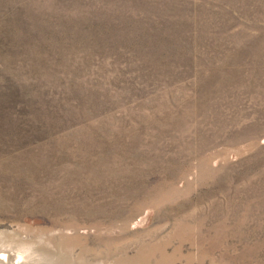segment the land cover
Returning a JSON list of instances; mask_svg holds the SVG:
<instances>
[{
	"label": "rangeland",
	"instance_id": "rangeland-1",
	"mask_svg": "<svg viewBox=\"0 0 264 264\" xmlns=\"http://www.w3.org/2000/svg\"><path fill=\"white\" fill-rule=\"evenodd\" d=\"M1 254L264 264V0H0Z\"/></svg>",
	"mask_w": 264,
	"mask_h": 264
},
{
	"label": "bare ground",
	"instance_id": "bare-ground-1",
	"mask_svg": "<svg viewBox=\"0 0 264 264\" xmlns=\"http://www.w3.org/2000/svg\"><path fill=\"white\" fill-rule=\"evenodd\" d=\"M19 257L21 258V256L19 255ZM19 257H10V255L8 254H1L0 255V262L3 264H19L20 263V258ZM19 259V260H18Z\"/></svg>",
	"mask_w": 264,
	"mask_h": 264
}]
</instances>
